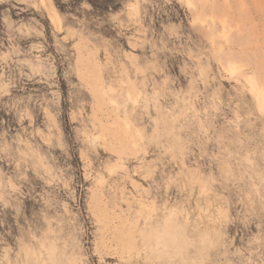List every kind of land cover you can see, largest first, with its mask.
Masks as SVG:
<instances>
[{
    "label": "rangeland",
    "instance_id": "obj_1",
    "mask_svg": "<svg viewBox=\"0 0 264 264\" xmlns=\"http://www.w3.org/2000/svg\"><path fill=\"white\" fill-rule=\"evenodd\" d=\"M0 264H264V0H0Z\"/></svg>",
    "mask_w": 264,
    "mask_h": 264
}]
</instances>
